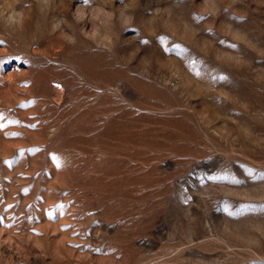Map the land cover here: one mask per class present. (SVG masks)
Instances as JSON below:
<instances>
[{
  "label": "rangeland",
  "instance_id": "rangeland-1",
  "mask_svg": "<svg viewBox=\"0 0 264 264\" xmlns=\"http://www.w3.org/2000/svg\"><path fill=\"white\" fill-rule=\"evenodd\" d=\"M0 264H264V0H0Z\"/></svg>",
  "mask_w": 264,
  "mask_h": 264
}]
</instances>
